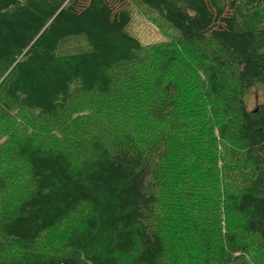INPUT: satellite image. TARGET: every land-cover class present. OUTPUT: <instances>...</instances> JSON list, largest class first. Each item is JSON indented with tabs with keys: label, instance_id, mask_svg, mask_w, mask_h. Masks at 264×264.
I'll return each instance as SVG.
<instances>
[{
	"label": "trees",
	"instance_id": "obj_1",
	"mask_svg": "<svg viewBox=\"0 0 264 264\" xmlns=\"http://www.w3.org/2000/svg\"><path fill=\"white\" fill-rule=\"evenodd\" d=\"M138 1L198 50L209 94L232 70L241 94L261 89L255 109L239 96L237 120L217 124L242 172L216 165L212 126L204 135L198 122L197 141L188 132L184 85L162 65L151 93H134L132 123L84 138L78 159L3 122L14 109L55 118L77 94H117L148 53L127 29L128 0H0V193L17 190L0 211V264H264V24L249 18L264 0ZM81 207L67 251L36 254L41 233ZM168 216L181 220L169 238Z\"/></svg>",
	"mask_w": 264,
	"mask_h": 264
},
{
	"label": "rangeland",
	"instance_id": "obj_2",
	"mask_svg": "<svg viewBox=\"0 0 264 264\" xmlns=\"http://www.w3.org/2000/svg\"><path fill=\"white\" fill-rule=\"evenodd\" d=\"M128 1L131 21L127 29L138 38L148 53L146 63L130 66L135 74V79L131 81L136 80V82H121L119 85L122 88L118 89L117 94H114V90L111 96H103L97 92L77 94L68 103L66 110L59 113L55 118L37 117L24 109H14L9 117L3 119V122L9 121L11 125L17 123L24 129L21 132L35 136L41 144L63 149L72 157L76 156V159H78L83 155L80 145L84 138L92 136L95 132L106 134L110 130L115 131L118 125L128 127L132 123L131 118L133 116L130 103H132L134 96L137 98L134 93L147 88L151 93V86L149 85L156 79L162 67H168L166 71L176 77L179 84L183 83L184 85V93L181 91L176 100H178L180 109L183 106L185 107L183 111H186V113H183L182 123L188 125V127L192 125L195 128L193 131L188 130V132H192L195 141L198 140L200 134L194 132L202 127L198 122L203 123L204 135L207 133L205 127L208 124L209 127H213V133L217 135V124L219 122L225 121L229 117L237 120L235 110L239 96L243 98L249 110L257 107L262 100L261 89L254 85L241 94L234 70L223 74L218 85L217 94L214 95L211 92L209 94L205 83V75L200 67L201 57L198 50L194 46L181 43L177 33L161 20L155 12L143 6L138 0ZM249 18L256 25L264 24V5L257 13L251 14ZM126 83L129 85L126 89L131 88V90H123L120 94V90L124 89ZM182 96L185 98H182ZM80 129L88 131L89 134L83 136ZM5 139L4 135L0 136L2 151H4L2 145L6 142ZM215 151L218 158L216 164L218 167L225 166L224 168L228 171L231 169L242 172L241 168H237L239 161L236 159L235 143L231 135L227 134L224 137L217 135L215 138ZM20 164L21 162L17 165ZM24 182L25 178L21 186ZM185 183L186 181H180L176 185H171V190H165L166 193H162L163 198L165 195V197L171 199L174 195L173 192L183 190L186 187ZM13 190L11 189L8 193H0L1 213L8 209V201L12 200L9 198L17 191ZM206 192L209 191L206 190ZM84 214L85 208L81 207L72 213L69 218L41 233L36 241L34 252L42 257L58 256L65 253L68 248L66 245L67 237L69 233L80 229ZM178 219L177 216H168L166 219V225L168 226L162 228L165 237H170L171 232L169 229L173 224H179L177 222L181 220Z\"/></svg>",
	"mask_w": 264,
	"mask_h": 264
},
{
	"label": "water",
	"instance_id": "obj_3",
	"mask_svg": "<svg viewBox=\"0 0 264 264\" xmlns=\"http://www.w3.org/2000/svg\"><path fill=\"white\" fill-rule=\"evenodd\" d=\"M61 264H69L68 262H63V263H61Z\"/></svg>",
	"mask_w": 264,
	"mask_h": 264
}]
</instances>
